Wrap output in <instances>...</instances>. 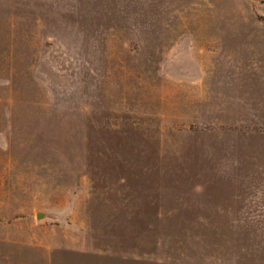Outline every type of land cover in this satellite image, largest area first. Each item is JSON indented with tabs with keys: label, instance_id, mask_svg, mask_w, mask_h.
I'll return each instance as SVG.
<instances>
[{
	"label": "rangeland",
	"instance_id": "obj_1",
	"mask_svg": "<svg viewBox=\"0 0 264 264\" xmlns=\"http://www.w3.org/2000/svg\"><path fill=\"white\" fill-rule=\"evenodd\" d=\"M0 264H264V0H0Z\"/></svg>",
	"mask_w": 264,
	"mask_h": 264
},
{
	"label": "water",
	"instance_id": "obj_2",
	"mask_svg": "<svg viewBox=\"0 0 264 264\" xmlns=\"http://www.w3.org/2000/svg\"><path fill=\"white\" fill-rule=\"evenodd\" d=\"M41 218H43V215L42 214H38L37 215V219H41Z\"/></svg>",
	"mask_w": 264,
	"mask_h": 264
}]
</instances>
